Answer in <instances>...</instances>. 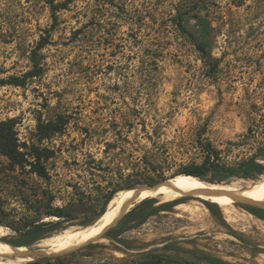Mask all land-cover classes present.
Returning <instances> with one entry per match:
<instances>
[{
	"label": "rangeland",
	"instance_id": "374dc122",
	"mask_svg": "<svg viewBox=\"0 0 264 264\" xmlns=\"http://www.w3.org/2000/svg\"><path fill=\"white\" fill-rule=\"evenodd\" d=\"M33 70L24 85L0 83V120L12 119L19 142L49 157L50 178L30 165L13 169L0 155L4 238L20 235L9 225L37 217L44 191L76 218L28 245L34 248L86 225L123 187L161 183L204 162L206 143L227 165L254 156L264 163V0H0V78ZM55 121L63 130L43 138L39 125ZM147 199L154 202L145 222L133 227L134 218L121 230L122 217L112 238L68 252L67 262L264 264V217L248 208L264 204Z\"/></svg>",
	"mask_w": 264,
	"mask_h": 264
},
{
	"label": "trees",
	"instance_id": "16d2710c",
	"mask_svg": "<svg viewBox=\"0 0 264 264\" xmlns=\"http://www.w3.org/2000/svg\"><path fill=\"white\" fill-rule=\"evenodd\" d=\"M177 23L184 29L185 32L189 33L191 37H194L193 33H191L182 23V18L179 17ZM195 38V37H194ZM197 44L201 51L203 52L205 61L214 67L217 65V62L213 60L211 56H209L208 51L206 50V46L203 43L197 41ZM37 75V71L33 70L26 73L24 76H12L9 79L0 78V83H13L15 85H24L27 82V79ZM62 118V117H61ZM59 121L49 122V123H41L39 125V129L42 137H49L54 133L61 132L63 127L59 125ZM27 145H23L19 142V138L17 137V133L14 129V122L12 119L9 120H0V155L6 156L9 160V165L12 166L13 169L16 168H24L27 165H30L33 172L38 174L40 177L49 179L50 172L46 163L43 161L42 153L39 147H34V151H28ZM205 150L207 151V157L202 163H193L190 165H186L178 174H192L200 177L206 181L213 182H223L232 177H242V178H250L254 174H264V163L259 160V157H252L238 166H231L223 163L219 157L218 151L212 146L211 143H206L204 145ZM33 156L34 160L30 161L29 157ZM261 156H264V149L262 150ZM1 163V161H0ZM135 188V185H127L122 189ZM119 191V190H117ZM115 191V192H117ZM114 194V193H113ZM44 199H46V204L40 206L35 209V212L38 214L37 217L31 219L24 225H9L17 231L20 235H16L13 237H6L5 240L12 242L15 245H30L33 242L43 238L48 232L51 230L58 229L63 221H70L76 218V215L72 213L69 209L64 206H59L54 204V195L50 191H44L43 195ZM105 202L103 203L100 210L95 211L92 215V219L88 221L87 224L95 223L101 215L105 213L109 202L113 199V195H108L105 197ZM154 199H144L142 203L139 205H146L141 210L135 208L127 213L123 219L119 222V227L121 230L124 226L129 224L134 218H136V222L132 225L133 227L138 226L145 222L146 218L152 214L148 209L153 205ZM249 210L259 217H264V209L258 206H248ZM1 213L9 214L5 212L4 209L1 210ZM46 217H57V220H49L45 221ZM2 221H0L1 223ZM86 224V225H87ZM115 226H112L109 230H107L104 234V237L112 238L113 230ZM91 243L85 246V248H90ZM82 249L75 250L72 254H77L81 252ZM67 254V253H65ZM65 254L58 255L54 257L59 264H69L66 260ZM207 259L213 264H230L227 261L219 260L214 257H202ZM160 257H155L152 259L151 264H156L160 262ZM41 259L33 260L29 264H39Z\"/></svg>",
	"mask_w": 264,
	"mask_h": 264
},
{
	"label": "bare ground",
	"instance_id": "6f19581e",
	"mask_svg": "<svg viewBox=\"0 0 264 264\" xmlns=\"http://www.w3.org/2000/svg\"><path fill=\"white\" fill-rule=\"evenodd\" d=\"M214 196L249 204H264V176L256 180L238 179L230 183H211L190 174H178L154 187L121 190L111 200L98 223L68 228L42 239L40 248L13 245L3 240L5 230L0 227V264H25L44 255L65 254L96 240L102 231L115 224L135 203L158 197L164 201L188 196ZM227 202V201H226ZM182 208V207H181ZM229 213V212H228ZM57 218V217H55Z\"/></svg>",
	"mask_w": 264,
	"mask_h": 264
},
{
	"label": "water",
	"instance_id": "95a60500",
	"mask_svg": "<svg viewBox=\"0 0 264 264\" xmlns=\"http://www.w3.org/2000/svg\"><path fill=\"white\" fill-rule=\"evenodd\" d=\"M190 175H192V174H190ZM193 176H195V175H193ZM196 177H198V176H196ZM198 178H200V177H198ZM201 179V178H200ZM202 180H204V179H202ZM204 181H206V180H204ZM163 182H165V181H163ZM163 182H161V183H157V184H152V185H146V187H154V186H157V185H159V184H162ZM142 187H145V186H142ZM139 188V187H138ZM140 202V201H139ZM134 204H136L135 202H134ZM131 210V209H130ZM129 210V211H130ZM128 211V212H129ZM127 212V213H128ZM127 213H125L122 217H124ZM121 217V218H122ZM120 218V219H121ZM99 220V219H98ZM97 220V221H98ZM96 221V222H97ZM95 222V223H96ZM113 225H110V226H108V227H106L103 231H102V233L99 235V237H104V234H105V232L107 231V230H109L111 227H112ZM3 240H5V238L3 237ZM5 241H7V240H5ZM8 242H10V241H8ZM11 244H13L12 242H10ZM92 243V242H91ZM90 244V243H89ZM13 245H15V244H13ZM88 245V244H87ZM87 245H85V246H87ZM15 246H17V245H15ZM26 246H28V245H26ZM85 246H83V247H85ZM30 247V246H29ZM83 247H80V248H78V249H75V250H79V249H81V248H83ZM32 248H34V247H32ZM75 250H73V251H75ZM73 251H71V252H73ZM58 255H61V254H49V255H44V256H42L41 258H39V259H42V258H46V257H56V256H58Z\"/></svg>",
	"mask_w": 264,
	"mask_h": 264
}]
</instances>
